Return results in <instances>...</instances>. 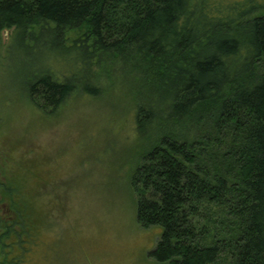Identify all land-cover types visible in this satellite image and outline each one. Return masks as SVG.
Returning a JSON list of instances; mask_svg holds the SVG:
<instances>
[{"label": "trees", "instance_id": "1", "mask_svg": "<svg viewBox=\"0 0 264 264\" xmlns=\"http://www.w3.org/2000/svg\"><path fill=\"white\" fill-rule=\"evenodd\" d=\"M11 28L68 64L39 71L34 103L126 82L156 261L264 264V0H0Z\"/></svg>", "mask_w": 264, "mask_h": 264}, {"label": "rangeland", "instance_id": "2", "mask_svg": "<svg viewBox=\"0 0 264 264\" xmlns=\"http://www.w3.org/2000/svg\"><path fill=\"white\" fill-rule=\"evenodd\" d=\"M13 33L0 37V214L16 205L28 226L17 249L1 242L0 264H168L150 255L162 227L137 220L142 142L126 82L113 76L101 94L75 91L58 107L34 103L39 71L68 64Z\"/></svg>", "mask_w": 264, "mask_h": 264}, {"label": "flooded vegetation", "instance_id": "3", "mask_svg": "<svg viewBox=\"0 0 264 264\" xmlns=\"http://www.w3.org/2000/svg\"><path fill=\"white\" fill-rule=\"evenodd\" d=\"M12 205V204H11ZM19 210H17L16 205L13 207L7 206L6 203H3V214H0V224L4 228L3 231L0 233V259H4V251L2 253L1 249V242L2 245L6 244V246L10 247V250H6L7 253L17 249L15 247L16 241L18 240L19 236L26 231L27 219L20 220ZM34 237V236H33ZM11 239L12 241L8 242L7 240ZM13 247V249H12ZM16 258L14 262L16 263Z\"/></svg>", "mask_w": 264, "mask_h": 264}]
</instances>
